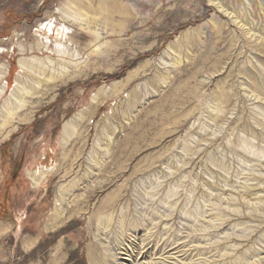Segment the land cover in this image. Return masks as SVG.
Returning <instances> with one entry per match:
<instances>
[{
	"label": "rangeland",
	"instance_id": "rangeland-1",
	"mask_svg": "<svg viewBox=\"0 0 264 264\" xmlns=\"http://www.w3.org/2000/svg\"><path fill=\"white\" fill-rule=\"evenodd\" d=\"M0 264H264V0H0Z\"/></svg>",
	"mask_w": 264,
	"mask_h": 264
}]
</instances>
